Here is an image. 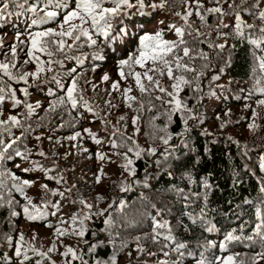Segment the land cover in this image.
I'll return each mask as SVG.
<instances>
[{
	"label": "trees",
	"instance_id": "1",
	"mask_svg": "<svg viewBox=\"0 0 264 264\" xmlns=\"http://www.w3.org/2000/svg\"><path fill=\"white\" fill-rule=\"evenodd\" d=\"M155 1L145 0V4L160 3ZM174 1L179 5L183 3V0ZM201 3L204 5L200 9L202 13L207 8L222 6L229 14L223 17L206 15L202 24L195 15V4L190 3L193 15L189 17V23L193 25L188 29L175 15L176 12L183 14L185 10L173 3L155 11L146 7L143 14L132 9L130 15L113 21V34L123 29V36L106 40L97 33L91 39L96 41L94 45L90 39H80L71 50L66 48L64 53L57 52L55 55L59 59L62 54L63 61L34 83H17L0 76V82L7 84L15 92L16 99L21 101L14 106L6 97L0 104V122L7 121L9 116H16L20 121L16 127L10 123L0 127V141H3L0 152L5 157L0 161V172L5 173L2 178L7 185L0 190L3 198L0 203L4 204L0 207V264H20L23 257H16L14 249L21 235L24 248L35 247L37 252L46 253L40 256L27 251L29 260L25 264H82V261L86 264H113V261L119 264L127 251L139 255L137 260L128 264H155L152 263L154 258L164 264H196L201 253L209 261L232 255L234 264H256V258L264 256V239L255 235L256 225L264 223V218L257 219L256 216L257 210L264 214V191H261L264 189V145L257 147L263 139L261 124L264 122V106L259 104L264 100V70L260 67L264 62V33L259 32L264 22L258 19L259 13L264 12V0H248L243 5L241 0H226L221 5L210 1ZM29 4L36 6L35 14L18 9L14 4L9 5L7 12L10 15L0 22V35L36 28L38 26H31V21L38 17V12L41 9L53 11L47 7L46 0H29ZM229 4L234 7L230 9ZM0 8H3L2 0ZM237 12L244 24L255 25V28H245L242 35H237ZM172 24L184 29L186 42L173 55L183 57L184 47L190 49L191 56L195 52L207 54L201 65L203 73L206 74L207 69L209 79L212 53L218 56V62L217 58L215 62L222 66L224 74L221 83L214 82L218 87L209 89L204 83L205 78L201 77L192 85L190 72L175 73L184 75L191 82L180 97L190 111L173 113L169 120L167 113L172 106L155 100V96L161 95L164 100L171 98L158 90L150 96H141L136 85L129 95L137 100L132 101L129 108L124 102L123 86L134 83V80L131 77L117 79V91L112 88L115 80L109 81L108 76L105 81L103 75H98L88 84L85 94L80 91L97 120L91 123V128L99 126L98 131L90 129L89 132L96 134L95 138L101 143H95L92 135L85 133L87 126L79 117L82 104L78 105L76 113L68 104L57 105L55 111L50 110L59 99L65 98L73 79L79 88L78 83L84 77L115 68L120 60L127 59L136 51L139 37L145 33L160 31L165 40H178L169 27ZM216 27L220 28V33L214 36L206 34ZM197 31L201 34V41L195 40ZM220 39L224 40L223 47H219ZM220 53L224 55L220 56ZM36 55L42 56L40 53ZM188 59L184 57L183 62L188 64ZM0 61L10 62L1 49ZM133 70L143 72L139 67ZM12 71L14 74L23 72L19 66ZM124 71L127 73L128 69ZM157 78L164 81L168 87L166 90L171 92L173 81L167 75ZM21 88L28 89L27 97L19 91ZM207 98L214 100L215 107L206 111L204 104ZM140 102L144 104L143 110ZM26 104L32 105L33 110L45 108L39 115L33 110L29 114ZM189 115L194 119L185 124L183 118ZM134 117L138 118L135 125L132 122ZM76 132L80 133L79 137L68 139ZM108 134L113 135L114 143L122 145L109 149L119 161L118 164H108L109 171L99 167L96 156L108 150L99 148L108 140ZM37 136L41 137L39 141ZM169 136V143L163 144L161 138ZM138 141L142 143L139 158L134 154ZM8 144L11 148L4 151ZM130 147L133 152L128 151ZM150 149L155 150L154 155H149ZM41 151L44 156L38 154ZM17 152L21 156H17ZM125 156L133 161L132 175L122 167L126 163ZM16 158L18 160L11 164ZM21 160L31 161V172H23L19 165ZM97 168L100 169L98 173ZM8 172L32 181V186L26 188L23 195L17 193L11 187L13 181L7 176ZM112 173L119 179L109 183L108 176ZM58 179L59 184L56 183ZM35 181L64 195L52 196L50 191L45 193L42 189L33 192ZM94 196L100 200L98 211L83 210L81 201H91ZM25 197H30L36 205L47 203L44 211L48 214L40 220L28 221L20 207L25 204ZM9 199L13 201L12 205L7 204ZM201 208L205 212L203 222L199 220ZM12 211L18 215L12 216ZM74 216L76 222H70ZM84 216L88 219L84 220ZM193 218H196L195 223ZM80 220L84 221L83 225ZM165 223L167 227H155ZM23 224L25 229L21 227ZM81 227L84 229L83 237L78 234ZM209 227L213 230L207 231ZM57 228L62 230V235L57 233ZM229 232L239 239L227 241ZM44 234L55 240L51 241L54 251L48 252L49 247L38 240ZM168 235L171 240L164 239ZM8 237L12 238L11 244L7 242ZM181 243L185 247L179 252L173 251ZM221 243L226 245V251L220 250ZM68 248L75 251L78 259L72 260L71 254L62 255Z\"/></svg>",
	"mask_w": 264,
	"mask_h": 264
},
{
	"label": "snow or ice",
	"instance_id": "2",
	"mask_svg": "<svg viewBox=\"0 0 264 264\" xmlns=\"http://www.w3.org/2000/svg\"><path fill=\"white\" fill-rule=\"evenodd\" d=\"M3 8H0V22H2L6 15H10L7 12L10 4H14L16 8L26 10L35 14L37 12V8L34 4H29V0H2ZM210 2H214L217 5H221L226 2V0H210ZM248 0H241V5L247 3ZM183 3L186 5L185 12L181 14L180 12H176L175 15L178 16L181 20L184 21V24L191 28L192 25L189 23V17L193 15V11L190 5V0H183ZM192 3L195 4V15L200 19L201 23H205L206 15L210 14H219L220 17L228 15L229 13L225 12L221 6L207 8L204 13L200 11L204 7L201 3V0H192ZM167 4V0H160V3H151L145 4V0H135V3L132 0H74V7L69 8L66 0H61V3L57 5L60 8H67L68 10L65 12L63 21L58 25L59 30L55 29H48L45 31L39 32H30L27 33L29 36L30 47H28L27 56L28 59L24 61V64L34 63L36 66V70L34 72H20L18 74H14L12 69L16 68L15 57L17 55V44H13L11 46V55L13 60L10 62H3L0 61V76L7 77L9 81H15L17 83L24 82L25 84L28 83V78L31 77L33 81L39 79L40 74L44 73L45 71L51 72L52 68L51 65L53 63L59 64L60 61H53L51 57L54 55V52H65V48L67 47L68 50H71L73 45L81 39V37H89V28L95 31L96 33L102 35L106 40H115L124 35V30L121 29L120 33L113 34V21L119 20L121 16L130 15V10L137 9L143 14V10L148 7L151 8L153 11L157 9H165ZM110 5V6H105ZM27 6V7H26ZM228 7L232 9L234 7L233 4H229ZM41 11H43L41 9ZM58 13L56 11H45L44 15L39 18H34L31 21V26H38L43 23H47L48 21L54 20L57 17ZM236 19V27H237V35H242L245 28H255V25L251 24H244L241 21V17L237 12L235 15ZM258 19L264 22V12L259 13ZM88 25V27H86ZM2 27V24H0ZM170 29H173L175 35L178 37L176 41H168L165 40L162 36L160 31L155 32V34L145 33L144 35L139 37V42L137 49L134 53H130L127 59L120 60L118 62V68L120 69L119 75L121 79H127L131 77L135 81L136 88L139 90L141 96L144 95H151L154 90H158L160 93L171 97L170 100H164L163 96L157 95L155 96V100L161 101L164 104L171 105L169 112L167 113L168 119L171 120V115L177 112H186L190 111L186 104L179 98L180 92L183 90V86H190L191 82L185 78L184 75H177L175 73H183V72H192L194 69L189 67L188 64L183 62L184 57L189 58L190 60L195 59L194 56L190 55V49L188 47L183 48V57L173 55L174 51L178 49L182 44H185L184 41V29L182 27H177L175 24L169 26ZM259 32L264 33V26L259 28ZM20 33L16 34V40L20 43H24V41H20ZM197 37L201 35L198 31L196 33ZM57 37L59 39H57ZM72 40V44H66V39ZM91 43L94 45L96 43L95 40H91ZM212 45H210L211 47ZM0 47H3L2 41H0ZM219 47H223L220 45ZM36 53H40L41 55H47L49 60L47 62L41 60L39 55ZM201 58L207 59V54L200 53ZM45 63H47L48 67H45ZM174 65V67H173ZM135 67H139L143 69V72H135L133 69ZM261 69L264 70V62L260 65ZM127 68V73L124 69ZM74 71V70H73ZM197 74V79H199V75ZM167 75L170 81H173L171 84L172 91L168 92L165 87L161 84L160 80L157 76H164ZM52 79H56V77H52ZM103 79L106 81L108 80V76L105 75ZM213 79H218V77H213ZM147 81V83H145ZM57 83L59 81L57 80ZM113 90H119V84L113 83L112 84ZM25 97L28 95L27 88H21L19 90ZM132 92V88H125L123 90L124 102L127 107H132V101H136L137 98L134 96L129 95ZM8 97L12 100L13 105H19L21 103L20 100L16 99L15 92L5 83L0 82V104H2L5 98ZM68 104L71 105V108L75 110L79 104H83L85 107L88 108L89 111H92L90 107H88V101L80 94V90L77 86L76 79H73L71 85L67 87L65 98H61L57 101L56 104H53L50 107L51 111H55L57 105H64ZM260 105H264V100L259 101ZM149 105H151V100H149ZM39 105H37L38 107ZM115 107V105H112ZM27 110L29 114H31L33 110L32 105L26 104ZM144 104L140 102V109L143 110ZM151 111V107L148 109ZM121 120L124 117L120 118ZM137 117L133 118V125L137 123ZM189 119H194L193 116L189 115L184 117V123L187 124ZM11 124V126L16 127L20 125V121L16 118V116H9L7 121L0 122V127H3L5 124ZM250 127H255V125H250ZM27 131V129H25ZM162 131H166V129H162ZM188 129L185 128V132ZM85 132H89L88 129H85ZM89 135H92L89 132ZM183 135V134H181ZM80 136L79 132H76L73 136L68 137L70 140H75L77 137ZM93 141L97 144L101 143V141L97 140L95 136H92ZM36 139L39 141L41 137L37 136ZM131 139V138H129ZM162 143L167 145L171 136L167 139L161 138ZM3 143V141H0ZM15 143V140H13ZM135 144V141H133ZM113 148L122 147V145H117L116 143L112 144ZM8 148H11V144H8L4 151H7ZM87 151V149H85ZM129 152H133V148L128 149ZM141 149L137 148L134 152L137 158L141 155ZM40 156H44V152L38 153ZM155 150L150 149L149 155H154ZM17 156H21L20 152L16 153ZM25 159L27 157H24ZM5 159L4 153L0 152V161ZM97 159L103 160L105 159L104 155L101 153H97ZM126 163L122 165L126 171L129 172L130 175L134 174V169L131 168L133 161L128 159L125 156ZM39 167L38 163L36 164ZM19 167V165H17ZM23 171L27 172L28 169H23ZM5 173L0 172V190H4L7 185L2 178ZM7 176L13 181L11 187L17 192L23 195L25 193V189L32 186V181L27 179H21L20 177L16 176L15 174L8 172ZM51 179V177H48ZM60 179H63L62 177ZM60 179L56 181L57 184L60 183ZM97 182H99V178H97ZM42 191L48 193L50 191L52 196L60 195L63 196V192H58L56 190H49L47 185L40 186ZM207 187V185H205ZM264 191V189H261ZM3 198L0 197V200ZM43 199V198H42ZM13 201L9 199L7 201L8 205H12ZM83 203V201H81ZM4 204L0 203V207H3ZM47 203H42L40 205L33 204L32 199L30 197H25V204L21 205L22 211L24 213L25 218L28 221H37L44 218L48 213L44 211ZM85 207H91L90 205H85ZM55 215V212L52 213ZM12 216H17L18 213L16 211L11 212ZM257 219L264 218V214L261 213L260 210L256 212ZM205 212L204 209H200L199 220L201 222L204 221ZM76 217H73V222H76ZM88 219L87 216H84V220ZM63 223V221H61ZM83 220H80L79 223L83 225ZM193 222H196V218H193ZM51 226V225H48ZM155 227L164 228L167 227V223L165 224H156ZM264 223L256 225V232L255 235L260 236L264 239ZM207 231H212V228H207ZM57 233L63 234L60 228L56 229ZM78 234L83 237L84 236V229L81 227ZM35 239V236L33 237ZM155 239V237H154ZM165 240H171L172 237L170 235L164 237ZM239 239V237L234 236L231 232L226 235V240L231 242L233 240ZM251 239V237H249ZM7 242L9 244L12 243V238L8 237ZM24 237L21 235L19 240L16 241V246L14 249V255L16 257H23L20 260V264H25V261L29 260L27 256V251L31 250L32 252H36L40 256H45L46 253L37 252L35 247L24 248ZM167 247V245H165ZM185 247L184 244H178L173 251L179 252L181 249ZM220 250L226 251V245L224 243L220 244ZM54 251L53 248H49L48 252ZM71 254L72 260L78 259L75 251L71 248L66 249L62 255L68 256ZM165 256L168 255L167 252L164 253ZM183 255V253H181ZM39 264V262H37ZM71 264V262H69ZM82 264H86V262L82 261ZM113 264L115 262L113 261ZM164 264V262H161ZM196 264H234V257L229 255L227 257H217L214 261H209L204 258L203 253H201V259L196 261Z\"/></svg>",
	"mask_w": 264,
	"mask_h": 264
},
{
	"label": "rangeland",
	"instance_id": "3",
	"mask_svg": "<svg viewBox=\"0 0 264 264\" xmlns=\"http://www.w3.org/2000/svg\"><path fill=\"white\" fill-rule=\"evenodd\" d=\"M201 1H210V0H201ZM67 4H68V7L71 8V7H74V0H66ZM155 2H160V0H156ZM175 4L177 6L180 7V9H184L185 10V7L186 5L184 3H182V5H179V2H176V1H172V0H168L167 1V4L166 5H172ZM178 3V4H177ZM192 4V1L190 2ZM222 7V6H221ZM67 9V8H66ZM68 10V9H67ZM45 11H49V10H44V11H39L38 12V17H41L44 15V12ZM64 13H58L57 17L54 19V20H51V21H48L47 23H43L41 25H38V27L36 28H33V29H30V30H26V31H23L21 32L20 34V41H24V43H20L19 41L16 40V33H13L12 35H6V33H3L0 35V41H2L3 43V47H0L1 51L6 55L8 56L9 60L12 61L13 60V57L11 55V46L13 44H17L18 47H17V55L15 57V63H16V66H19L21 67L22 71L23 72H28V73H31V72H34L36 70V66L34 63H30V64H27L25 65L24 64V61L28 59V56H27V51H28V47H30V42H29V36L27 35V33H30V32H39V31H45V30H48V29H55V30H59L58 28V25L63 21V17H64ZM191 25H193V23H190ZM12 26V24L10 25V27ZM86 27H88V25H86ZM190 29V28H188ZM8 30V29H7ZM221 30L220 28H215L213 31L211 30H208L206 34L210 35V36H214L216 33H220ZM96 32L91 30V28H89V37L91 39L95 38L96 37ZM83 37V36H82ZM81 39H89L88 37H83ZM57 39H59L57 37ZM66 39V44H71L72 43V40L70 39ZM195 40L196 41H201L202 38L201 36L199 35V37H195ZM219 45H223L224 43V40L223 39H220L218 41ZM67 48V47H66ZM65 48V49H66ZM57 52H54V55L51 57V59L53 61H57L58 57L55 55ZM201 53V52H200ZM200 53L199 52H195V59H188V65L189 67L193 68L194 65H197L196 67H194V71L190 72L192 77H193V83L192 85H195L196 81L200 80V78H205V82L206 85H207V88H216L218 86H215L214 85V82H222L223 81V77H224V74L222 72V66L221 65H218V56L216 57L215 55H213L212 53L210 54V77L209 79H207V69H206V74L203 73V64L201 65L202 63V59L201 56H200ZM224 54L223 53H220V56H223ZM217 58V62H215V59ZM41 60L47 62L49 60V57L47 55H42L41 56ZM58 61H60V63L63 61V57H62V54H61V57L58 59ZM24 66V68H23ZM56 66H58L57 63H53L51 65V68H55ZM45 67L47 68L48 65L47 63H45ZM47 71H45L44 73L40 74L39 78L42 77L43 75L46 74ZM119 72H120V69L118 68V65L115 67V68H107L105 70H103L101 73H98V74H91L87 77H84L83 79H81L79 81V90L85 94L86 93V90H87V87H88V84L93 81L94 79H96V77L98 75H103V77L105 75L109 76V81H113L115 80L113 83H117V79H121L120 75H119ZM202 73L201 75H199V79H197V74H200ZM213 77H218V79H213ZM132 79V78H130ZM104 80V79H103ZM35 81L32 80L31 77L28 78V83L32 84L34 83ZM126 81H123V83H125ZM161 84L165 87V89H167L168 87L165 86L164 84V81H161ZM103 83V82H102ZM29 84V86H30ZM118 84V83H117ZM135 85V81L134 83H125L124 86H123V89L125 88H129V87H133ZM34 87V86H32ZM188 86H183V90L182 92L179 94V98L183 95V92L187 89ZM172 91V90H171ZM192 91V90H191ZM166 96V95H164ZM264 96V95H263ZM169 97V96H167ZM171 98V97H170ZM31 104V103H30ZM264 106V105H263ZM82 113L79 114L80 116V119L81 121L83 122V124H85L87 126L86 129L88 130H93V131H98L99 129V126L98 125H94L92 128H91V123H93L94 121L96 122L97 120L95 119V117L91 114V112L88 110L87 107H85L83 104H82ZM90 107V106H88ZM215 107V102L213 99L211 98H207L206 99V103L204 104V109L207 111V110H210L211 108H214ZM45 107H41L40 109L38 110H33L36 112V115H39L40 114V111L43 110ZM73 112H77L76 109L73 110ZM108 121V120H107ZM109 122V121H108ZM110 123V122H109ZM99 124H101V121H99ZM44 125V124H43ZM262 132H261V135H262V140L261 142L259 143V146H263L264 145V122H262ZM46 127H51L52 125L51 124H48V125H44ZM117 130V128H114ZM86 133V132H85ZM133 135L135 136L136 133L134 132ZM92 136H96V134H93ZM93 139V138H92ZM98 140V138H96ZM114 143V140H113V135L112 134H108V140H106L105 143H103L99 148H106L108 149L106 152H99L101 154L104 155L105 159L103 160H98L97 159V163L99 165L100 168H104L105 170L109 171L108 170V164H113V163H119V161L117 159H115V157L113 156V151H110L109 149H112V144ZM137 147L139 149L142 150V143L141 141H138V145ZM97 156V155H96ZM23 157V156H22ZM18 160L17 158L14 159L13 161H11V164H14L15 161ZM24 160V159H22ZM21 160V164H19L23 169H28V171H32V164H31V161H22ZM22 169V170H23ZM100 171L99 168H97V173ZM25 172V171H23ZM109 183H113L114 181L118 180L119 177L115 176L113 173L110 174L109 176ZM96 182H97V179H96ZM35 184V189L33 190V192L35 191H39L41 189V185H44L43 183H40V182H37L35 181L34 182ZM97 185H99V182H97ZM35 200H39V197H36L34 196ZM85 205H90L91 207H85ZM100 206V200L98 197L94 196V198H91V201H83L82 203V208L83 210H86V211H98V208ZM73 219L70 218V222H72ZM23 229L26 228V225L23 224L21 226ZM38 240L41 242L42 241V244L44 246H47V247H51L52 248V240L55 241L54 239L51 238L50 235L48 234H44V235H41ZM139 257V255H133L132 254V251H127L124 253V259L122 261L119 262V264H128V263H131L135 260H137V258ZM161 260L159 259H156L154 258L152 263H155V264H161ZM256 264H264V256H261L260 258H256Z\"/></svg>",
	"mask_w": 264,
	"mask_h": 264
}]
</instances>
